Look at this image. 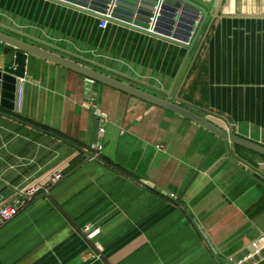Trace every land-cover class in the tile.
<instances>
[{
	"label": "crops",
	"instance_id": "obj_1",
	"mask_svg": "<svg viewBox=\"0 0 264 264\" xmlns=\"http://www.w3.org/2000/svg\"><path fill=\"white\" fill-rule=\"evenodd\" d=\"M77 1L84 6L0 0V23L59 54L173 89L172 100L179 93L215 113L202 111L209 119L264 144V0H224L198 55L215 3L190 0L208 10L190 51L109 19L101 28V19L89 14L101 0ZM165 11L162 31L184 37L192 13L171 5ZM12 51L0 42L1 67ZM18 115L86 149L100 121L104 162L0 115V207L39 187L0 227V264H221L215 253L238 264H264V186L233 165L264 171V156L238 148L239 158L230 145L229 161L221 142L182 207L131 176L179 195L216 140L192 121L33 55ZM55 173L64 177L49 186Z\"/></svg>",
	"mask_w": 264,
	"mask_h": 264
},
{
	"label": "water",
	"instance_id": "obj_2",
	"mask_svg": "<svg viewBox=\"0 0 264 264\" xmlns=\"http://www.w3.org/2000/svg\"><path fill=\"white\" fill-rule=\"evenodd\" d=\"M52 1L69 5L77 9L79 8L78 5L84 6L83 3L77 0ZM203 1L207 4L215 3V7L208 28L199 44L197 55L201 51L207 39L213 22L220 16V10L224 2V0ZM101 2V8L98 10L95 9L97 10V12H95L94 10L89 11V14L91 16L99 19H109L111 22L115 23L125 24L147 34H151L153 36L185 46L190 51L193 49L199 33L208 17V10L205 6L193 3L190 0H101ZM168 5L176 7L177 11L179 9H183L185 12L192 13L191 26L189 27L188 32L184 37H172L171 33L162 31L161 21L164 18L163 16ZM125 10H128L129 12ZM124 15H127L128 18ZM0 42L9 45L13 50L11 62L5 63V65L0 68V107L7 111L6 112L0 109V115L19 124L26 125L32 129L55 137L60 141L76 148L90 158H96L104 162V160L96 155L93 151L81 147L80 145L72 142L59 133L27 121L26 119L20 117L18 113H16L15 109L17 88L21 82L20 80H26L27 78V64L30 55L45 59L57 65L78 72L84 75L86 78L94 80L95 83L106 84L129 95L138 97L140 99L148 101L149 103L169 110L192 121L193 123L212 133L216 137L214 144L212 145L204 159L201 161L199 166L196 168L179 195H169V193L158 190L155 187L144 183L140 179L131 176L135 181L145 185L149 189L163 195L164 197L173 200L175 203L179 204L182 207H185V203L182 202V197L185 191L197 177L208 158L221 142H223L224 144L226 156L229 161H231L230 145L232 146L234 155L239 158L240 155L237 151L238 148H243L247 151L264 156V144L236 133L231 125H229V128H225L222 125L214 122L207 116L203 115L202 111H206L212 115H215V113L210 112L205 108L198 106L197 104L181 98L179 93H176L175 99L172 100L171 97L173 89H171L170 91H163L161 89H157L156 87H152L149 85L146 86L147 84L145 83H142L130 77H126L121 73H118L117 71L89 61L87 59H83L64 52H62V54H59L52 51L53 47L50 44L45 43L40 39L33 38L25 33L13 30L3 25L2 23H0ZM98 68H100L101 70H99ZM124 79H126L127 81ZM23 84H25V81L23 82ZM141 86L149 87L156 92L148 91ZM100 126L101 122L98 121L95 128L94 144H97L98 142ZM246 162L248 163V161ZM233 165L237 169L242 168V170L246 172L251 179L264 186V171H262L260 168L250 164L252 170L248 171L245 166L239 167L235 163H233ZM80 166L81 165H79L77 168H79ZM111 166L117 169L116 166ZM186 211H188L187 208ZM200 233L202 234L204 240L208 242L204 231L202 230L200 231ZM254 244V249L252 250L253 252L256 251V247ZM208 245L212 248V245L209 242ZM215 254L217 258L221 260V264H238L220 253Z\"/></svg>",
	"mask_w": 264,
	"mask_h": 264
},
{
	"label": "built area",
	"instance_id": "obj_3",
	"mask_svg": "<svg viewBox=\"0 0 264 264\" xmlns=\"http://www.w3.org/2000/svg\"><path fill=\"white\" fill-rule=\"evenodd\" d=\"M109 20L108 19H101L100 20V27L101 28H107L109 26ZM0 68H1V62H0ZM20 84L17 88V94H16V113H21L23 109V102H24V79L20 80ZM87 81L89 84L93 85L95 83L94 80L87 78ZM106 133V128L104 126H100L99 135L104 136ZM89 150L94 151L97 155L102 154L103 145L100 142H97V144H93ZM64 175L62 173H55L51 178L49 182V186L54 185L58 183L60 180H62ZM39 191V187H34L26 191H20L18 198L14 201L13 204L5 205L0 207V227L12 220L20 211V209L23 207L24 202L26 200H30L33 198L35 193ZM256 247V252L258 251V242L254 244ZM252 254L248 256V258H251Z\"/></svg>",
	"mask_w": 264,
	"mask_h": 264
}]
</instances>
